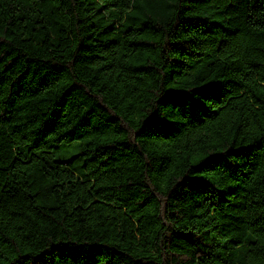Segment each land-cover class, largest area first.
Instances as JSON below:
<instances>
[{
  "label": "trees",
  "instance_id": "obj_1",
  "mask_svg": "<svg viewBox=\"0 0 264 264\" xmlns=\"http://www.w3.org/2000/svg\"><path fill=\"white\" fill-rule=\"evenodd\" d=\"M0 264H264V0H0Z\"/></svg>",
  "mask_w": 264,
  "mask_h": 264
}]
</instances>
